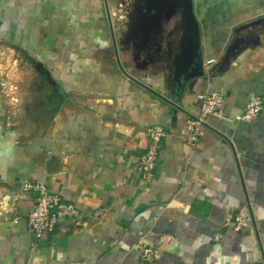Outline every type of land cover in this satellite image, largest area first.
Wrapping results in <instances>:
<instances>
[{"label":"crops","instance_id":"obj_1","mask_svg":"<svg viewBox=\"0 0 264 264\" xmlns=\"http://www.w3.org/2000/svg\"><path fill=\"white\" fill-rule=\"evenodd\" d=\"M135 3L0 0V264H141L147 249L157 251L151 264H264V109L240 119L253 96L264 103V0H193L204 76L188 67L186 81L181 2L156 4L153 62L144 52L134 61L125 35ZM235 43L242 51L224 61ZM22 61L39 76L40 127L19 124L25 96L7 94L13 79L23 87ZM212 93L225 104L192 147L188 120ZM155 126L166 136L145 180L138 162ZM25 180L75 205L82 226L36 239Z\"/></svg>","mask_w":264,"mask_h":264},{"label":"built area","instance_id":"obj_2","mask_svg":"<svg viewBox=\"0 0 264 264\" xmlns=\"http://www.w3.org/2000/svg\"><path fill=\"white\" fill-rule=\"evenodd\" d=\"M201 110L196 116L188 120L190 132L189 143L195 147L202 136V129L207 124V118L221 110L225 104V96L221 93L201 94L198 96ZM264 109L263 100L253 96L247 105L241 120L246 123L253 122ZM151 145L140 157L138 171L143 179L152 178L158 161L161 141L166 136L164 128L155 126L147 131ZM20 193L33 196V209L26 218V223L36 239H41L45 234L53 233L59 226L72 222L76 227H81L84 216L82 212L73 204L63 200V198L52 192L46 184L37 181L25 180L19 186ZM19 223V220L15 221ZM236 231L242 230V220L240 217L235 221ZM157 251L147 249L143 252L141 264H151Z\"/></svg>","mask_w":264,"mask_h":264},{"label":"water","instance_id":"obj_3","mask_svg":"<svg viewBox=\"0 0 264 264\" xmlns=\"http://www.w3.org/2000/svg\"><path fill=\"white\" fill-rule=\"evenodd\" d=\"M159 0H136L135 6H133V11L130 12L127 16L128 22L126 25L128 26L127 34L125 33L128 41H133L135 44V49L139 53H135L133 56L134 61H138L141 58V53L144 52L146 54V60L149 62H153L155 55L152 54L153 52V44L151 36L153 35V30L155 25L151 22V19L154 16V12L157 10L156 4H158ZM182 4L183 8V19L186 26V33L185 38L181 44V49L183 50L182 56L179 59V64L185 66L186 68H181L180 74L185 76V81L192 78L194 74L186 73L187 68L190 67L193 72L197 68L200 69L199 76H204L203 71V58L202 55L197 47L198 40L200 38V30L199 24L196 19L194 13V4L193 0H178ZM139 20V23L136 22ZM127 21V20H126ZM141 22V23H140ZM146 29V30H144ZM264 34V28H263ZM128 35L130 38H128ZM258 38V36H255ZM250 40L247 42L246 46L250 44ZM240 43V42H239ZM243 47H239L238 43L233 44L227 50V54L225 56L224 61H229L231 58H234L239 52H241ZM145 64L147 62H144ZM120 69L122 73L127 76L129 79L133 80L134 82L140 84L143 87H146L143 82L139 79L132 76L131 72L128 68L124 67L119 62ZM179 74V76H181ZM182 77H178V89L182 91V89L186 86L181 81ZM149 89L148 87H146Z\"/></svg>","mask_w":264,"mask_h":264},{"label":"rangeland","instance_id":"obj_4","mask_svg":"<svg viewBox=\"0 0 264 264\" xmlns=\"http://www.w3.org/2000/svg\"><path fill=\"white\" fill-rule=\"evenodd\" d=\"M20 73L19 78L23 81V87L21 88L19 86V82H17V79L11 80L12 86L7 90L8 96L13 97V93H19V95L24 94V100L25 102H18L14 104L15 106V113L18 117V120H16L19 124H23L24 126L29 127H40L41 124L44 125L46 122L45 114L43 113V118L40 117V111L41 109L44 110L41 107V103L33 102V98H35L32 94H34L35 90L32 86V84L35 83L36 78H39L35 71L26 64L25 61H22L20 63ZM21 74V75H20ZM22 77V78H21ZM19 79V80H20ZM23 93V94H22ZM44 105V104H43ZM45 112V111H44ZM50 113V112H49Z\"/></svg>","mask_w":264,"mask_h":264}]
</instances>
